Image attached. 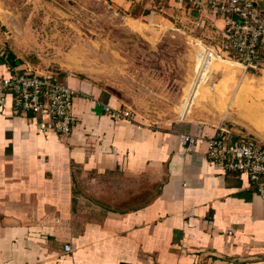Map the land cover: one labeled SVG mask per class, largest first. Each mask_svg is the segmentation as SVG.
I'll list each match as a JSON object with an SVG mask.
<instances>
[{
  "label": "crops",
  "instance_id": "obj_1",
  "mask_svg": "<svg viewBox=\"0 0 264 264\" xmlns=\"http://www.w3.org/2000/svg\"><path fill=\"white\" fill-rule=\"evenodd\" d=\"M253 1L264 17V0ZM209 16L204 23L223 32L226 21ZM0 51V80L27 70L1 28ZM64 79L98 102H76L78 123L62 142L0 96V264H264V192L217 168L206 145L181 144L182 134L211 137L220 125L117 121L102 107L122 100L95 77Z\"/></svg>",
  "mask_w": 264,
  "mask_h": 264
},
{
  "label": "rangeland",
  "instance_id": "obj_2",
  "mask_svg": "<svg viewBox=\"0 0 264 264\" xmlns=\"http://www.w3.org/2000/svg\"><path fill=\"white\" fill-rule=\"evenodd\" d=\"M140 1L0 0V28L27 69L59 73L62 84L77 72L93 76L141 123L236 125L264 141V65H243L224 32L204 23L207 11ZM150 11L158 15L142 17Z\"/></svg>",
  "mask_w": 264,
  "mask_h": 264
},
{
  "label": "built area",
  "instance_id": "obj_3",
  "mask_svg": "<svg viewBox=\"0 0 264 264\" xmlns=\"http://www.w3.org/2000/svg\"><path fill=\"white\" fill-rule=\"evenodd\" d=\"M207 11L213 17L226 21L223 31L232 52L242 59L243 65H264V17L253 0H181ZM263 44V54L257 50ZM0 51V57L5 56ZM60 74L38 73L29 68L24 72L12 69L11 74L0 80V96L9 93L13 99L14 115L31 114L36 117L39 131L56 135L62 142L68 139L78 123L75 105L80 100H93L91 95L82 93L60 82ZM103 110L116 120H131L133 112L128 108H114L103 105ZM0 112H3L0 106ZM181 144L190 151L198 145H206L207 159L225 173L242 177L246 175L251 182L264 192V141L253 137L249 132L240 134L223 124L214 136H195L182 134ZM70 251L71 247L66 246Z\"/></svg>",
  "mask_w": 264,
  "mask_h": 264
},
{
  "label": "trees",
  "instance_id": "obj_4",
  "mask_svg": "<svg viewBox=\"0 0 264 264\" xmlns=\"http://www.w3.org/2000/svg\"><path fill=\"white\" fill-rule=\"evenodd\" d=\"M131 14L134 15L133 13H131ZM257 52H258L260 55L263 54V44H262V43L259 45Z\"/></svg>",
  "mask_w": 264,
  "mask_h": 264
},
{
  "label": "water",
  "instance_id": "obj_5",
  "mask_svg": "<svg viewBox=\"0 0 264 264\" xmlns=\"http://www.w3.org/2000/svg\"><path fill=\"white\" fill-rule=\"evenodd\" d=\"M247 131H248L250 134H252L253 136L258 137V136L256 135V133H255L254 131H252L251 129H248V128H247Z\"/></svg>",
  "mask_w": 264,
  "mask_h": 264
},
{
  "label": "bare ground",
  "instance_id": "obj_6",
  "mask_svg": "<svg viewBox=\"0 0 264 264\" xmlns=\"http://www.w3.org/2000/svg\"><path fill=\"white\" fill-rule=\"evenodd\" d=\"M247 92V91H246ZM221 107V106H220ZM219 108V107H218ZM254 119V118H253ZM257 121V120H256ZM261 125V124H260ZM259 132V131H258ZM261 136V135H260ZM262 137H264V136H262Z\"/></svg>",
  "mask_w": 264,
  "mask_h": 264
}]
</instances>
